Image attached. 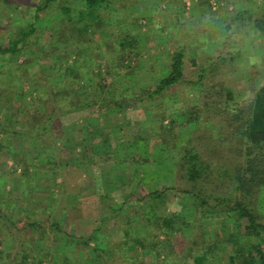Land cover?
Masks as SVG:
<instances>
[{"label":"trees","instance_id":"16d2710c","mask_svg":"<svg viewBox=\"0 0 264 264\" xmlns=\"http://www.w3.org/2000/svg\"><path fill=\"white\" fill-rule=\"evenodd\" d=\"M211 1L195 0V5L201 6L205 14H212L229 4V0H214L217 7L213 10ZM117 3L118 0H43L38 5L27 2L34 7V20L43 17L42 25L34 26L28 21L13 36L1 29L0 153L5 152L11 159L12 172L19 168L25 188L47 182L44 175L53 176L64 166L57 162L58 151H50L52 142L65 134L66 124L60 123V118L89 111L78 125L83 139L75 142V149L69 147L75 159L67 163L93 169L96 180L92 189L99 191L93 192L96 195L92 200L96 201L100 217L89 235L84 236L66 226L67 218H62L60 212L37 217L26 204L20 213L10 211L6 215L0 203V258L4 238L14 241L23 229L30 233L40 230L42 235L37 239L48 236L57 248L44 249L40 256L35 249L21 250L17 264H264V84L254 82L256 78L264 80L261 61L251 60L249 71L237 75L239 66L232 63V56L218 53L214 58L206 54L208 41L214 42L216 37H196L200 27L190 26L185 40L194 49L204 47L202 56L189 58V65L182 44L167 52L161 50L162 57L157 60L165 65L157 83L143 87L134 96L133 64H142L139 60L144 54L141 36H133L129 27L126 34L109 36L110 41L98 37L102 28L113 26L114 20H106L110 13L115 16L117 7L124 6ZM233 10L235 20L243 21L234 6ZM176 12L172 9L171 14ZM204 20L205 16L193 22L203 26ZM261 21L263 28L257 25L264 34V18ZM179 33L175 38L183 36ZM72 39L75 45L70 49ZM35 64L40 87L25 91L22 81ZM219 69L224 80L229 74L233 79L243 78L245 85L241 88L253 92L251 99L236 103L234 92L226 90L221 80L207 85L204 79L213 78ZM121 80L125 81L123 86ZM175 86L200 88L196 94L202 93V104L186 108L183 117L175 116L173 106L165 99V93ZM214 86L220 87L222 93ZM132 101L142 104L143 118L125 127V131L113 122L109 126L111 117ZM212 110L218 111L223 122L218 125L217 136L206 127ZM12 136L27 139V148L33 142L38 144V162L33 161L31 155L36 153H30V148H13ZM92 159L103 163L99 165L101 162ZM5 174L1 170L0 197L6 191ZM50 179L53 181V177ZM119 191L120 196H113ZM49 192L48 206L51 199L52 203L57 200L56 194ZM169 195L179 210L168 206ZM32 213L36 219L29 221ZM109 220L116 227L118 240L101 247L96 242L97 234ZM138 220L145 224L146 236L137 233ZM44 221L50 222L48 228L42 224ZM53 236L58 239L52 240ZM72 254L77 255L75 263L69 259Z\"/></svg>","mask_w":264,"mask_h":264},{"label":"rangeland","instance_id":"374dc122","mask_svg":"<svg viewBox=\"0 0 264 264\" xmlns=\"http://www.w3.org/2000/svg\"><path fill=\"white\" fill-rule=\"evenodd\" d=\"M43 0H0V34L1 29L5 28L8 35H15L16 32H19L22 29V25H25L28 21H32L35 23L34 26H36L37 23L42 25L44 19L43 17H40L38 21L34 20L33 17V6H29L27 2H31L32 4H42ZM256 1H262V0H256ZM185 0H118L117 5L120 6V4L124 3L123 7H117L118 9L115 12V16L113 13H110L108 19H104L107 22H114L111 24L113 26L111 27H104L99 32H101V36L98 35L102 40L104 41H110V37L113 35H122L128 33L129 27H131V34L135 37L141 36L140 43L143 45V53L142 58L139 60L142 64H133L135 68V78H136V84L134 83L132 86V92L134 96L139 95L141 92V89L150 87L157 83L159 79V75L161 71L164 69L165 63L162 62V60H157L158 56L161 54V50L164 52H167L169 48H177L178 44H182L186 48V54L187 58L185 59L186 62L190 65L189 58L195 57H201L204 53V47L200 48L196 47L195 49L193 47H190L192 45L187 44L185 38L187 37V33L189 30L186 28H189L190 26H196L200 27L196 31V37L199 36H207L210 35L212 37L216 36V40L214 42L208 41L206 54L210 55L211 57H216L218 53H222L223 55L233 57V64H236L239 66V69L237 70L236 74L242 76V74H246L249 70V63L251 60L257 63H260V56L258 54L256 55H248L244 52V45H245V39L242 37V33L238 32L235 36V32L227 33L226 30H217V32L213 29L214 23L210 21L213 17L212 14H205L203 16L206 17L205 23L208 25V30H206L204 33L202 30L203 26H205L203 22V26H199L195 24L193 21H199L201 18H195V14L197 11L195 8H197V5H195L194 2H190L188 5H185ZM199 7V6H198ZM201 7V6H200ZM172 9H176V14H171ZM226 12L225 16L229 17L232 13V9H225ZM216 11H222V9H218ZM215 11V12H216ZM233 12V11H232ZM235 12V11H234ZM213 13V12H212ZM40 16H44L42 12L39 14ZM189 16V18L187 17ZM114 19H112V18ZM47 19V18H45ZM51 18L48 17V20ZM36 21V22H35ZM236 22V21H235ZM245 21H241V29L243 30L242 26H246L244 24ZM48 26L50 21L47 22ZM200 23V22H199ZM216 24V23H215ZM244 24V25H243ZM47 26V27H48ZM218 26V25H216ZM231 27L234 28V25L231 24ZM126 28V29H125ZM130 29V28H129ZM180 29V30H179ZM202 30V31H201ZM113 31L112 34H109V32ZM201 31V32H200ZM180 32V33H179ZM183 34V36L179 35L176 37V34ZM211 33V34H210ZM220 33L223 35L225 34L227 37H222V40L218 39V36ZM203 34V35H202ZM235 36V37H234ZM96 37V36H94ZM97 37V38H98ZM180 39H179V38ZM34 40L35 38H32ZM170 39V41H169ZM189 39V38H188ZM249 39V38H246ZM193 41V40H192ZM220 43L219 47L215 45ZM207 42V41H206ZM205 42V44H206ZM74 40L72 39L71 42L68 43V48L72 49V46L74 44ZM191 43V42H190ZM214 43V44H212ZM235 43V44H233ZM178 45V46H177ZM259 60V61H258ZM204 65L203 67H206ZM227 68H231L230 66H226ZM224 71L225 67L223 68ZM260 70H264V63H260ZM28 74L24 77L22 81L23 89L26 91L27 89L35 91L40 86V82L38 83L40 74H39V68L38 65H32L28 69ZM213 78L210 79H204V82H206L207 85L218 83L221 80V83L224 84V88L226 90H231L234 92V101L236 103H242L245 101H249L252 97L253 92L250 91V89H243L241 88L242 85H245V80L241 77L238 79H233V76L229 74L228 79L224 80L221 77V71L220 69L214 72ZM207 77H210V75H207ZM256 85H262L264 84V80L261 78H256L254 81ZM121 86L125 84L124 80L120 81ZM216 86V85H215ZM215 91H218V93H222V90L220 87H215ZM237 86V88H235ZM144 87V88H143ZM200 89V88H199ZM199 89H184L183 86L181 87H173L172 89L168 90L165 93V99L168 101L169 105L173 106L172 111H174L175 116L178 114L180 117H183V112H185L186 108H189L190 106L197 104L201 105L203 97L201 96L202 93L196 94V91H199ZM203 91V89L201 88ZM200 90V91H201ZM239 92V93H237ZM26 99H28L27 96H25ZM224 99V97H223ZM18 103V102H17ZM23 103V102H21ZM220 106V105H218ZM231 106V104H230ZM143 107L140 102H126L125 107L122 110L117 111V115L114 117L112 116L109 120V126L113 123H116L120 125L121 127H124V131L131 123L138 121L142 117ZM89 115V111L87 110H81L72 112L67 115L65 118H60L59 122L62 124H66L64 126V132L65 134L60 138L55 139V141L52 142L50 145V151L56 150L57 153V162L63 163V167L61 169H58L57 172L51 174L44 175L47 178V182H36L35 187L30 185V188H25L22 186L21 182V176H19V168H17V172H12L11 168L13 167V164L11 162V159L8 157V155L5 152L0 153V172L1 170H5V179L6 183L4 185V189L6 190L4 193L5 195L0 197V203L4 205V212L6 215L10 213V211H15L16 213H20V209L24 208L22 205H28V210L33 211L34 208L37 206L40 207V211L37 217H47L49 215L46 210V207H48V203L50 202L51 193L49 191H53L56 194L57 200L51 204L50 208L52 209L51 215L56 214L57 212L61 213L62 218L66 216V226L69 225V227L72 228V231H75L77 234H84V236L89 235L90 231L94 228L95 224L98 222L99 219V209L96 204V201L92 198L95 197L93 192H98L99 190L92 189L93 185H95L96 175H93V169L90 168H81V166H73L72 164H68L67 162L72 158L74 160L75 158L74 153L72 154L69 147L76 148L75 142H79L83 139V133H80L79 124L82 122L84 117H87ZM208 122L207 124V130L211 132L214 136H217L219 134V124L223 123L221 118L219 117L218 111L215 112L212 110L208 113ZM114 124V125H116ZM203 126H205V123L203 122L201 124V129H203ZM126 127V128H125ZM58 130L55 131V133ZM62 138V139H61ZM11 142L13 143V148L21 150L23 148H27V139H24L20 136H12ZM65 141V145H63ZM37 145L35 142L32 143L31 148H27L30 150V153H36L35 156H32V159L34 162H38V152H35ZM122 153V152H121ZM40 154V152H39ZM90 154V153H89ZM43 153L40 154V157H43ZM122 155H119L120 158ZM91 157L87 159L89 161ZM96 160H100L99 158H95ZM94 160V159H92ZM86 161V162H87ZM95 161V160H94ZM101 162V161H98ZM95 161V163H98ZM88 163V162H87ZM103 162H101L99 165H101ZM108 164V163H106ZM105 164V165H106ZM86 164H84L83 167H85ZM108 167V166H107ZM114 172L117 171V169L113 170ZM8 174V175H7ZM51 177H53V181H50ZM95 179H94V178ZM93 179V180H92ZM94 181V182H92ZM97 183V182H96ZM56 184L59 186H56ZM34 187V188H33ZM78 194V195H77ZM122 193L119 191L118 193H113V196H120ZM10 195V198H9ZM50 195V198H49ZM91 195V196H90ZM28 197V199H27ZM264 197V195H263ZM89 198V199H88ZM118 199H121L119 197ZM173 198L169 195L168 201L169 207H173V209L179 210V206L172 202ZM93 201V202H92ZM84 202L86 204H84ZM93 205H92V204ZM6 205V206H5ZM9 206V208H8ZM22 206V207H21ZM33 209H31V208ZM264 208V204L262 205ZM25 209V208H24ZM56 210V212H54ZM36 215V214H35ZM3 219V217H2ZM33 219H36V217L32 214H30L28 220L32 221ZM68 220V221H67ZM137 233H139L140 236H146L147 235V228L145 227V224L141 221H137ZM45 228H48L50 225L49 221L42 222ZM102 232H98L97 234V243H99V246L103 247L107 245L108 242H111V240H118V236L116 233V227L113 224L112 220H109L106 224H103L102 226ZM109 230V235L107 234ZM40 231V230H39ZM36 230V233H30L29 230H21L17 235L14 241H6L8 243L12 242L11 244H5L4 240L2 241V248L4 245V252L0 258V264H17L19 261V258L21 257V250H25L26 252L29 251V249H35L37 251V255L40 256L42 254V250L48 249L49 251H55L57 248V245H55L54 241L49 242V244H45L47 242L48 236H46L45 239L39 240L37 239L39 235H42L41 232ZM40 233V234H39ZM50 233V232H49ZM112 233V235L110 234ZM31 240L29 241V236ZM34 235V237H32ZM111 235V236H110ZM37 237V238H36ZM10 238V237H8ZM107 239V241H104ZM110 240V241H109ZM17 243L15 244V242ZM45 241V242H44ZM50 241V240H48ZM4 243V244H3ZM24 243V245H23ZM23 245V246H22ZM49 246V248H47ZM45 251V250H44ZM31 256L34 255L33 252H29ZM37 256V257H38ZM71 259V263H75L77 260V255H71L69 256ZM38 259V258H37ZM43 264H45L43 262Z\"/></svg>","mask_w":264,"mask_h":264},{"label":"crops","instance_id":"0c3cea01","mask_svg":"<svg viewBox=\"0 0 264 264\" xmlns=\"http://www.w3.org/2000/svg\"><path fill=\"white\" fill-rule=\"evenodd\" d=\"M185 1H186L185 5L186 4L188 5L190 2H194V0H185ZM228 3L229 4L226 6V8H222V11H219V12L216 11V12L212 13L213 17L210 21H212L214 23L213 29L216 32H217V30H226L227 33L235 32V36L237 35L238 32H241L242 33L241 36L244 37V39H245V42H244L245 45L243 47L244 52L248 55L258 54L260 56L261 63L262 62L264 63V34L260 30L261 27L263 28V26H262L263 21H261V19L264 18V0L259 1V2L256 0H229ZM233 6H234V9L236 10V12H238V14L240 13L244 18L243 21H245L244 24H246V26H242V28H244L243 30L241 29V26H240L242 20H240V19H238L237 21L235 20L236 14L234 13ZM225 9H232L231 10L232 14L229 17H227L228 15L225 16V13H224V12H226ZM195 10L197 11V13L195 14V18H201V19L204 18L203 15H205V14H204V9L202 7L197 6V8H195ZM187 17L189 18V16H187ZM231 24L234 25V28L231 27ZM257 24H259L261 27L258 26ZM216 25H218V26H216ZM208 29H209L208 25L205 24V26H203V30L206 31ZM217 36H218L219 40H222V37L223 38L227 37L225 34L223 35L222 33H220ZM246 38H249V39H246ZM233 44H235V43H233ZM215 45L217 47H219L220 43L215 44ZM4 195H5V193H4ZM9 198H10V195H9ZM5 208H7V207H5ZM8 208H9V206H8ZM27 208H29V207H27ZM49 208H50L49 206L46 207L48 214L52 212L51 211L52 209H49ZM40 210H41L40 207L37 206L36 208H34L33 211H35L34 213H36V215H38L37 213H39ZM54 212H56V210H54ZM11 213H16V212L11 210ZM53 239L56 240V239H58V237L53 236L52 240ZM48 240H51V238L47 239L46 241H48ZM6 241H12V239L6 237L4 240L5 244H11L12 242L8 243ZM50 242L52 243V241H50ZM54 243H55V245H57V243L55 241H54ZM45 244H49V243L45 242ZM5 246L6 245H4V247ZM4 247H3V249H4ZM70 261H71V259H70Z\"/></svg>","mask_w":264,"mask_h":264},{"label":"built area","instance_id":"2783aa9c","mask_svg":"<svg viewBox=\"0 0 264 264\" xmlns=\"http://www.w3.org/2000/svg\"><path fill=\"white\" fill-rule=\"evenodd\" d=\"M211 5L213 10L216 9L217 3L214 0L211 1Z\"/></svg>","mask_w":264,"mask_h":264}]
</instances>
